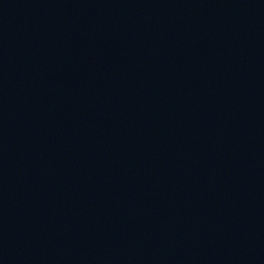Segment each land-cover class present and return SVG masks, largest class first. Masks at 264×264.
I'll return each instance as SVG.
<instances>
[{"label": "water", "instance_id": "obj_1", "mask_svg": "<svg viewBox=\"0 0 264 264\" xmlns=\"http://www.w3.org/2000/svg\"><path fill=\"white\" fill-rule=\"evenodd\" d=\"M0 264H264V0H0Z\"/></svg>", "mask_w": 264, "mask_h": 264}]
</instances>
